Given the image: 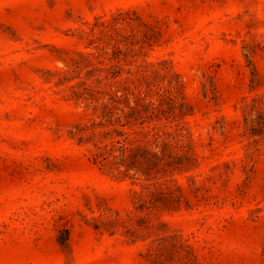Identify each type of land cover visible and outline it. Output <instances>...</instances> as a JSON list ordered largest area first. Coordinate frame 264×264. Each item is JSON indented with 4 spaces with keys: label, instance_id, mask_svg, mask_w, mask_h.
<instances>
[{
    "label": "rangeland",
    "instance_id": "rangeland-1",
    "mask_svg": "<svg viewBox=\"0 0 264 264\" xmlns=\"http://www.w3.org/2000/svg\"><path fill=\"white\" fill-rule=\"evenodd\" d=\"M0 264H264V0H0Z\"/></svg>",
    "mask_w": 264,
    "mask_h": 264
}]
</instances>
